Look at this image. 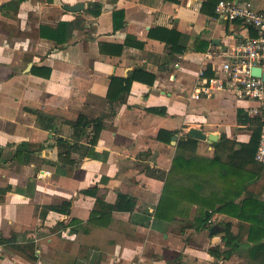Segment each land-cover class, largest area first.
I'll return each mask as SVG.
<instances>
[{"label":"crops","instance_id":"crops-1","mask_svg":"<svg viewBox=\"0 0 264 264\" xmlns=\"http://www.w3.org/2000/svg\"><path fill=\"white\" fill-rule=\"evenodd\" d=\"M218 1L0 0V264H255L246 221L213 212L201 225L204 207L186 199L175 200L172 219L155 216L177 153L209 164L203 193L264 202V165L246 146L253 126L237 119L241 110L263 123L264 110L250 115L258 103L226 90L192 97L255 34L219 18ZM248 1L264 10V0ZM76 3L83 8H64ZM62 22L57 42L49 35ZM133 73L152 82L134 79L108 100L111 78ZM79 115L102 123L95 143L92 124L70 123ZM191 127L214 140L188 145ZM119 194L134 199L131 210L89 221ZM219 222L231 223L232 247Z\"/></svg>","mask_w":264,"mask_h":264},{"label":"trees","instance_id":"trees-1","mask_svg":"<svg viewBox=\"0 0 264 264\" xmlns=\"http://www.w3.org/2000/svg\"><path fill=\"white\" fill-rule=\"evenodd\" d=\"M21 0H15L18 3ZM93 13L98 14L99 8L92 10ZM67 23L62 22L58 24V27L54 30V35H49L55 38L57 42L64 41L59 35H62V29H59L61 26H65ZM116 25V24H115ZM62 28V27H61ZM59 29V30H58ZM41 34L42 33L41 31ZM174 51H177L173 49ZM38 72L36 67L33 68V72ZM47 71L46 75L48 74ZM142 79L148 83H151V79L140 78L139 75L133 73L130 77L121 78V77H112L109 88L107 91V99L111 100L115 97L114 91L118 87V91L121 93H126L129 90V86L134 79ZM117 92V93H120ZM118 96L120 94H117ZM122 96V94H121ZM38 118L40 119V114L37 113ZM237 119L240 123L249 122L253 126L250 139L247 142L246 146L251 147V149L256 148L259 129L261 121L259 118H249L245 114L241 113V110L237 111ZM74 128H85L86 126L92 124L93 126V135L90 139V143H95L99 132L102 128V123L99 119L87 118L85 116H78L75 121L70 122ZM160 137V132H159ZM186 143L189 145L195 144V139L189 136H186ZM180 144V143H179ZM178 144V145H179ZM22 151L19 149L15 152V157L17 161H21L20 155ZM207 163H203L200 159L195 156H183L177 153L172 159L171 169L167 172L166 178L164 180V186L162 189V194L160 200L157 204L155 216L165 217L167 219H172L174 215L175 200L186 199L190 202H197L199 205L204 207V221L201 225H204L207 220L210 218L213 212H221L227 215L236 217L242 221L248 223L246 227L247 241L251 242V246L248 249V256L255 264H264V202L254 198L252 195L247 194L240 202H235V197H237L238 192L229 195L226 193V189L222 191L213 190L211 192H202L200 187L203 185V180L201 177L204 176L208 170ZM175 172H181L180 175H175ZM225 173L222 174L223 181H225ZM178 178V180H186V185L180 186L179 184L175 185L171 182L172 179ZM175 179V180H176ZM90 190H85L89 192ZM62 205L69 206L70 201L62 202ZM135 205L134 199L119 194L117 200L114 204L106 203L104 208L99 209L98 211L92 210L89 216V221L95 223L103 224L110 215V212L113 209L118 210H131ZM52 209H58L60 211L65 210L63 206L57 207V205L49 206ZM215 228H219L222 234V239L226 246L234 245V240L237 236H234L231 232V223L230 222H219L216 223ZM237 244V242H235ZM232 244V245H231ZM224 256H227L230 251H223ZM261 260V261H260Z\"/></svg>","mask_w":264,"mask_h":264},{"label":"built area","instance_id":"built-area-1","mask_svg":"<svg viewBox=\"0 0 264 264\" xmlns=\"http://www.w3.org/2000/svg\"><path fill=\"white\" fill-rule=\"evenodd\" d=\"M215 11L225 21L243 22L253 28L255 34L246 33L234 51L220 63L216 74L202 79L196 86L192 97L210 96L215 90H226L238 98L256 101L258 106L248 108L249 114L254 116L260 109L264 110V10L253 9L248 0H219ZM253 67L260 68V75L251 73ZM262 120L254 158L264 165V117Z\"/></svg>","mask_w":264,"mask_h":264},{"label":"water","instance_id":"water-1","mask_svg":"<svg viewBox=\"0 0 264 264\" xmlns=\"http://www.w3.org/2000/svg\"><path fill=\"white\" fill-rule=\"evenodd\" d=\"M65 9L69 10V11H79L83 8V4L82 3H76L74 5H70V6H64ZM251 73L253 75H260V68L259 67H253L251 69ZM263 78H264V73H263ZM187 134L190 137L196 138V139H207V140H214L215 138V134L213 133H209V134H205L202 132V130L200 128H194L191 127L187 130ZM175 137V136H173Z\"/></svg>","mask_w":264,"mask_h":264}]
</instances>
